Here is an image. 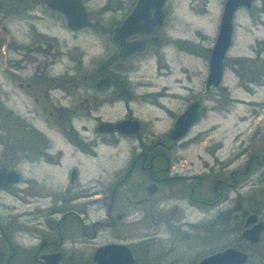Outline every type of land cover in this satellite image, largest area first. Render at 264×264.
Returning <instances> with one entry per match:
<instances>
[{
  "label": "flooded vegetation",
  "instance_id": "flooded-vegetation-1",
  "mask_svg": "<svg viewBox=\"0 0 264 264\" xmlns=\"http://www.w3.org/2000/svg\"><path fill=\"white\" fill-rule=\"evenodd\" d=\"M79 1L90 24L80 28L47 0H0V264H39L42 256L53 253L59 254L60 264H93L95 249L107 243L126 245L134 264L139 241H122L163 239L168 228L180 240L189 239L187 227L216 228L218 236L242 240L239 234L248 214L264 219L252 194L257 186L264 187V99L254 98L259 97L258 88L264 89V68L255 66L253 77L247 76L249 67H243L244 76L238 74L235 87L251 100L231 96L223 84L225 57L220 83L207 95L199 96L203 83L193 92L180 80L139 95V78L132 82L128 68H134L132 61L138 67L151 48H160V36L158 45L147 43L143 52L122 58L112 30L134 0L113 23H103L101 17L121 9L120 0H106L94 11L88 9L92 0ZM83 34L102 38V56L84 60L78 41ZM261 50L264 43L255 51V60L262 61ZM234 63L241 66L239 60ZM139 100L161 114L139 119L130 108L133 101L139 106ZM195 100L204 108L202 117L182 137L161 143L159 138ZM237 104L251 107L246 112L254 124L237 129L228 146L222 129L216 143L205 147L214 163L195 156L209 173L197 171L185 155L201 136L192 138V128L208 111L222 118ZM116 108L113 118L97 114H111ZM125 119L138 121V133L97 130L100 122ZM160 120L164 128L157 131L155 122ZM6 198L11 202L6 204ZM187 208L203 218L184 220ZM145 217L150 233L139 239V223ZM80 240L109 241L80 262Z\"/></svg>",
  "mask_w": 264,
  "mask_h": 264
},
{
  "label": "rangeland",
  "instance_id": "rangeland-1",
  "mask_svg": "<svg viewBox=\"0 0 264 264\" xmlns=\"http://www.w3.org/2000/svg\"><path fill=\"white\" fill-rule=\"evenodd\" d=\"M105 1L92 0L88 3V9L94 11ZM120 1L121 9L102 15L103 23H113L118 20L133 2V0ZM223 2L224 0H166L163 6L166 19L163 26L156 30L162 40L161 47L151 48L139 59L138 67L137 63L132 61L131 64L134 65V68H128L132 82H136L139 78V90L135 89V92L139 91V95L152 93L159 90L162 85L171 86L176 80L191 86L193 92H198L201 89L206 76L208 53L217 33ZM111 3L114 4L115 0H111ZM78 41L80 50L84 52V60L87 61L90 58L96 60L97 57L102 56V38L96 35L83 34L79 36ZM261 43H264V0H255L250 9L239 8L233 18L232 43L225 54L226 74H224L223 82L229 88L231 96L244 100L253 99V97L246 95L244 90L235 87V84L238 82V74L240 76L245 75L242 71L243 67H249L248 77L254 76L255 66L264 68V50L260 52L262 61L255 60V51L260 49ZM236 60L240 61V67L234 63ZM243 60L246 64H243ZM184 71L186 72L184 73ZM257 93L259 97L255 96L254 98L264 99L263 88H258ZM136 101L130 104V108L135 116L139 115V119L149 121L152 120L153 116L161 114L153 106L140 102V100L138 106ZM248 109H251L249 105L237 104L229 108V111L223 114L222 118L218 112L210 110L192 128L190 133L192 138L199 133L201 136L197 141H192L191 146L185 151V155L192 159L193 167L198 168L197 171L209 173L208 167L202 169V164L195 159V156L201 155L208 164L214 163L210 158L211 155L206 153L205 147L210 146L211 143H216L222 129L225 130L226 134L225 146H228L237 129H244L245 126L254 124L255 118L247 115ZM114 111H119V109L112 110L111 114L105 110H101L97 114H101L104 119H109L115 115ZM97 114L93 113V115ZM92 123L90 120L88 127ZM155 124L158 126L157 131H159L164 128L165 121L162 120L161 122L160 120ZM235 126H239V128H235ZM99 157L101 159L105 157L103 149ZM184 167L190 166L184 165ZM206 180L207 185L210 186L212 176L210 175ZM261 192L264 193V187L257 186L252 194L255 203L258 202L257 204L263 210L261 213H263L264 198H259ZM9 200L6 198L4 202L8 204ZM259 200L261 201L259 202ZM212 210L210 209L211 212ZM185 213L184 220L188 222L195 223L203 218L202 214L193 211V209L187 208ZM141 215L139 214L140 218L143 217ZM168 230L166 236L159 240V237L149 240H123L122 242L126 244L139 241V254L134 264H192L204 255L234 245L231 244L230 236L226 234L218 236L216 228L204 231L199 227H187L184 229L190 236L187 240H180L172 229L168 228ZM149 233L150 225L146 222L145 217L139 223V239L148 236ZM204 233H206L205 238L200 239L199 236ZM15 241L26 245L35 242V240ZM80 241V244L76 246L80 252V262H84L85 257L91 254L96 246L109 240ZM69 245L67 243L65 247ZM243 248L249 254V260L245 264H264V235L256 245L249 246L245 243Z\"/></svg>",
  "mask_w": 264,
  "mask_h": 264
},
{
  "label": "water",
  "instance_id": "water-1",
  "mask_svg": "<svg viewBox=\"0 0 264 264\" xmlns=\"http://www.w3.org/2000/svg\"><path fill=\"white\" fill-rule=\"evenodd\" d=\"M255 0H224L217 25V33L211 45L206 62V76L199 96H204L215 89L221 80L223 59L232 43L233 18L239 8L249 9ZM166 0H134L128 13L112 30V41L118 48V55L129 57L136 52H143L147 43L159 44V35L155 31L161 28L166 15L163 6ZM47 5L64 13L68 23L75 27L90 25L87 22L83 6L79 0H47ZM73 6L74 9H71ZM204 114L200 101L189 103L178 115L171 129L164 133L159 141L172 143L182 137L187 129L196 123ZM128 127V129H127ZM97 130L109 132L115 130L123 134L138 133V121L125 119L117 122L103 121ZM264 232V219L257 220L255 214H248L239 238L247 245H255ZM3 252L0 251V259ZM39 264H60L59 254L44 255ZM249 259L248 252L236 245H229L220 250L204 255L193 264H245ZM133 256L128 247L119 243H107L97 247L93 253V264H132Z\"/></svg>",
  "mask_w": 264,
  "mask_h": 264
},
{
  "label": "trees",
  "instance_id": "trees-1",
  "mask_svg": "<svg viewBox=\"0 0 264 264\" xmlns=\"http://www.w3.org/2000/svg\"><path fill=\"white\" fill-rule=\"evenodd\" d=\"M261 240H262V237H261ZM261 240H260V241H261ZM231 241H232L231 244H234V245L238 246L239 248H241L242 250L245 251V249L243 248V244H245L244 241H242V240H231ZM192 263H193V262H192Z\"/></svg>",
  "mask_w": 264,
  "mask_h": 264
}]
</instances>
